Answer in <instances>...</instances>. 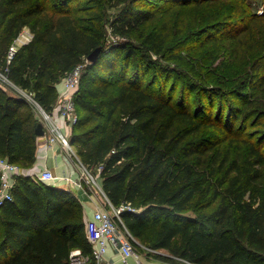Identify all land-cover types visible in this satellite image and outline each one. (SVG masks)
I'll return each mask as SVG.
<instances>
[{"label": "trees", "instance_id": "1", "mask_svg": "<svg viewBox=\"0 0 264 264\" xmlns=\"http://www.w3.org/2000/svg\"><path fill=\"white\" fill-rule=\"evenodd\" d=\"M162 1L188 6L222 0ZM70 2L0 0L2 73L50 113L59 83L86 61L71 143L88 169L103 167L102 187L111 203L135 210L122 212L131 234L148 251L165 249L188 264H264V142L235 133V123L224 122V107L197 112L149 90L137 47L131 41L107 45L101 11L89 6L82 19ZM105 2L125 3L111 24L121 35L151 19L124 0ZM25 28L34 38L8 65V50ZM168 35L152 31L142 44L162 55ZM99 47L97 61H88ZM248 78L236 90L240 98L264 83V54ZM37 123L30 104L0 84V158L31 167ZM76 249L92 252L76 195L18 177L13 200L0 210V264H67Z\"/></svg>", "mask_w": 264, "mask_h": 264}, {"label": "rangeland", "instance_id": "2", "mask_svg": "<svg viewBox=\"0 0 264 264\" xmlns=\"http://www.w3.org/2000/svg\"><path fill=\"white\" fill-rule=\"evenodd\" d=\"M101 1L105 5H100L98 0H71L69 6L77 8L79 17L84 19L87 8L95 5L101 11L107 45L131 41L137 47L138 60L143 62L142 66L138 64L139 69L142 68L144 84L149 90L161 91L197 112L210 108L218 112L224 107V122L235 123V133L264 142V83L256 90H249V97L240 98L236 92L242 83L250 80L255 60L264 54V19L259 18L264 13L262 0H222L211 5L190 3L188 6L162 0H124L139 12H147L144 18L151 17L141 21L130 36L116 33L111 27L125 3L116 7L114 3ZM220 21L212 28V24ZM246 25L249 27L244 31ZM26 29L30 30L25 28L21 34ZM152 31L169 34L167 50L162 55L150 53L142 44ZM133 69L130 68L129 76ZM2 72L3 64H0ZM0 84L8 93L24 98L33 108L37 121L49 131L51 123L45 119L42 106L31 98L30 91L7 82L2 75ZM246 123L247 127L241 130ZM90 172L96 174L97 170L91 168ZM163 253L180 262L172 253Z\"/></svg>", "mask_w": 264, "mask_h": 264}, {"label": "built area", "instance_id": "3", "mask_svg": "<svg viewBox=\"0 0 264 264\" xmlns=\"http://www.w3.org/2000/svg\"><path fill=\"white\" fill-rule=\"evenodd\" d=\"M33 38V33L28 29L19 35L8 50L6 58L8 65L12 62L19 50L18 46L30 43ZM82 70L83 64L78 65L71 73L63 78L61 81L63 89L58 92L57 102L53 111L49 113L43 110L45 119L51 123L49 131H47L44 136L45 140H47L49 144H60L64 151L77 160L80 176L78 178H73L71 176L58 177L50 171L43 173H27L17 164L11 163L6 158H0V210L8 201L13 200V189L16 185L17 178L20 176L31 177L45 184L65 182L79 190L83 189L84 183L87 182L102 194L105 202L86 222V234L92 248L91 255H85L81 249L73 250L67 264H91L92 261L94 262L93 264H101L108 251L109 245L114 246L120 251L123 262L127 264L130 258L139 260L140 253L135 245V237L123 223L122 212L125 210H135L128 205L115 207L111 203L101 186L103 167L99 166L96 169V174L90 172V169L81 162L71 143L73 127L79 120L75 96L79 90ZM0 75H2L7 82L12 83L6 74L0 73ZM3 87L6 89L5 86ZM9 93L12 94V92ZM31 98L33 99V97ZM57 116L63 118L67 123L69 128L68 134L64 133L62 126L56 120ZM149 251L153 253L157 252L155 250Z\"/></svg>", "mask_w": 264, "mask_h": 264}, {"label": "crops", "instance_id": "4", "mask_svg": "<svg viewBox=\"0 0 264 264\" xmlns=\"http://www.w3.org/2000/svg\"><path fill=\"white\" fill-rule=\"evenodd\" d=\"M63 89L61 82L58 85V92ZM56 120L62 126L65 134L69 133V128L67 123L63 118L57 116ZM38 148L35 163L29 167L24 168L27 173H43L46 171L52 172L55 176L65 177L71 176L73 178H78L80 176V169L77 160L71 157L66 151H64L60 144H49L44 137H38ZM53 187L64 190H71L77 197L78 201L84 207V218L85 222L90 219L94 212L102 207L104 204V197L96 189L93 188L89 183L85 182L83 189L79 190L66 184L65 182L50 183ZM102 186V180H101ZM136 239L137 248L140 253L139 260L135 258H130L127 264H188L182 260L180 262H175L174 257L167 256L164 254L165 249L157 250L156 253H149L147 250V243L144 244L140 239ZM169 252V251H168ZM155 254L161 255L160 257H155ZM169 258V259H167ZM139 261V262H138ZM92 264V263H91ZM101 264H125L122 259V255L118 249L114 246L109 245L108 251L104 256Z\"/></svg>", "mask_w": 264, "mask_h": 264}, {"label": "water", "instance_id": "5", "mask_svg": "<svg viewBox=\"0 0 264 264\" xmlns=\"http://www.w3.org/2000/svg\"><path fill=\"white\" fill-rule=\"evenodd\" d=\"M103 47H99L96 50H94L89 56H88V61L94 63L97 61L100 53L102 52ZM46 134V130L44 125L41 122H38L36 125V136L37 137H43Z\"/></svg>", "mask_w": 264, "mask_h": 264}]
</instances>
